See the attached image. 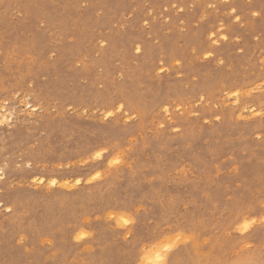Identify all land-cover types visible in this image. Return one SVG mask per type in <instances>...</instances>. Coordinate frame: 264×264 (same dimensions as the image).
Here are the masks:
<instances>
[{"label": "rangeland", "instance_id": "rangeland-1", "mask_svg": "<svg viewBox=\"0 0 264 264\" xmlns=\"http://www.w3.org/2000/svg\"><path fill=\"white\" fill-rule=\"evenodd\" d=\"M167 3L0 0V52L6 53L9 46H31L42 57L31 67L0 61V92L18 87L24 93L25 110L29 102L40 108L27 116L13 112V126L0 128V167L5 169L0 199L22 207L27 219V225L21 224L16 215L5 217L0 212V264H117L128 258L127 249L108 221V213L103 212L105 207L142 202L147 217L144 226L151 227L160 219L192 214L187 205L198 196L205 202L196 212L201 219L207 218L205 227L210 232L220 229L217 235L225 243L228 238L223 226L229 206L246 194L258 197L264 190V148L251 138L246 122L233 117L237 106L228 99L231 93L227 91L254 71L259 75L264 38L257 41L255 35H260L264 20L253 19L243 30L230 27L233 35L228 42L211 45L206 33L213 23L218 26L217 14L211 15L212 22L197 27L199 17L186 12L185 18L191 15L195 19L180 25L171 9L165 13L161 8ZM239 3L246 14L249 7L264 8V0ZM144 19L150 21L148 27ZM137 44L140 54L134 50ZM206 48L215 54L207 61L201 55ZM50 50L56 52L55 57ZM177 59L180 65H176ZM161 60L166 61L164 73L159 72ZM200 95L206 97L202 103ZM118 100L150 119L128 125L104 121L105 109L111 110ZM177 101L184 115L177 116L172 108L170 112L173 121L184 124L181 135L169 133L154 139L157 133L147 132L145 125L168 121L161 106ZM196 103L209 124L190 115ZM214 112L221 114L220 123L211 119ZM116 138H127L132 144L141 139L130 161L134 168L117 171L106 166L95 170L78 166L81 154L90 147ZM225 154L238 161L239 178L226 171L230 165L235 167L231 160L216 174V161ZM38 158L64 161L65 170L39 163ZM30 160L38 161L31 170L27 169ZM68 164L77 167L68 170ZM95 171H102L101 179L88 184L86 178ZM154 174L157 187L152 183ZM37 177L45 179V185L34 183ZM59 177L63 179L49 187L48 179ZM74 177L83 182L72 187ZM65 183L66 187L60 186ZM93 216L100 217L93 219V242L79 249L74 229L81 217ZM22 231L32 233L24 248L16 243ZM40 232L55 238L51 252L42 242L36 243Z\"/></svg>", "mask_w": 264, "mask_h": 264}, {"label": "snow or ice", "instance_id": "snow-or-ice-1", "mask_svg": "<svg viewBox=\"0 0 264 264\" xmlns=\"http://www.w3.org/2000/svg\"><path fill=\"white\" fill-rule=\"evenodd\" d=\"M161 8L165 13L171 9L176 14L177 22L180 25H184L186 20L191 23L195 16H198L199 19H195L197 27L212 22L210 20L211 15L213 13L217 14L218 26L213 23V27L206 33L208 43L211 45L228 42L230 36L233 35L229 30L230 27L243 30L253 19L264 20V8L253 9L249 7L246 14L239 0L237 2H231V0H203L201 3H197L196 0H192L191 3L188 0H168L167 6L162 4ZM186 12L189 14L195 13V16L190 15V17L185 18L184 14ZM221 13L222 16L219 15ZM171 19L172 17L169 16V21ZM142 22L145 27L150 24L148 19H144ZM253 34L255 35V33ZM255 38L257 41L264 38V28L261 29L260 35H255ZM236 39L239 40V36H236ZM134 50L137 54L142 52L139 44L135 46ZM240 51L242 52L243 49L241 48ZM193 53L195 55V49ZM201 55L207 61L214 58L215 54L212 49L206 48ZM51 56L55 57L56 52L51 51ZM41 60L42 57L36 55L31 46L27 49L22 48L20 45H17L16 48L9 46L6 53L0 52V61H3L6 65L11 63L13 67L17 62L27 63L31 67L40 63ZM164 63L166 61L161 60L160 73L167 71L163 66ZM180 63L181 61L177 59L176 65H180ZM219 63L223 65L224 60H220ZM259 64V75L254 71L241 82L232 84L227 91L231 93L228 99L237 105L233 117L246 122V126L250 129L251 138L258 141L260 147L264 148V60L260 61ZM24 84H28L27 79L24 80ZM29 88H31V85H29ZM23 95L24 93L18 87L11 89L5 87L0 92V114H2L0 116V128L13 126V112L27 116L40 111L39 107H33L30 102L27 103V109L25 110L22 103ZM205 98V96L200 95L198 101L202 103ZM39 103L40 101H37V104ZM178 104H180V101H177V104L161 106V112L167 114L168 121H156L152 127L145 125L147 132L152 133L155 131L157 133L154 139L167 136L169 133H174L176 137L181 135L184 124L178 120L173 121L170 112V108H172L177 116L182 117L184 113L181 107L177 106ZM105 112L106 115L103 116V120L109 124L116 122L117 124L128 125L130 123L136 124L142 119H150L148 116L142 117L138 111L120 100L112 104L111 110L105 109ZM190 115L201 120L204 125L210 122L209 119L200 114V103L194 104ZM211 119L216 123H220L223 118L219 112H214ZM134 135L138 136L139 134L134 133ZM140 144V138L136 139L135 144L129 143L127 138L124 140L116 138L115 140L100 141L81 154L78 166H93L94 170L96 168L105 169L106 166L107 170L115 169L117 171L124 168H134L135 166L130 161L135 152L139 150ZM261 156L264 157V152H261ZM228 160H231L232 165H235V167L230 165L226 171H232L239 178V163L233 156L228 154H225L222 160L216 161V174H220L219 167L223 166L225 161ZM38 161L39 163H45L46 166L55 164L61 171L65 170L64 161L56 162L43 158H38ZM38 161L30 160L27 163V169L31 170L34 166H38ZM16 167L19 168L20 165L17 164ZM74 167H77V165H67L68 170ZM178 168L179 165H177ZM4 173L5 169L0 168V181L5 180ZM89 176L90 178H86L87 183L92 184L93 181L101 179L102 171H95V175L89 174ZM60 179H63V177L49 178L47 183L49 187H55ZM33 182L43 186L46 180L37 177ZM82 182L81 178L74 177L72 187L78 186ZM152 183L154 187L158 186L155 184V174ZM60 186L66 187L67 184H61ZM3 191L4 189L0 188V192ZM204 202V199L198 196L196 202L187 205L192 214H177L167 220L160 219L158 224H153L151 227L144 226L147 217L144 215V209L140 207L142 202L105 207L103 212L108 213V221L117 230V234L123 238L127 249L125 255L128 258L117 262V264H264V190L261 191L258 197L246 194L244 198L238 199L229 206L223 226V234L228 238L225 243H222L220 236L217 235L220 229L217 228L215 231L210 232L205 227L207 218L201 219L200 214L196 212L198 205ZM208 204H211L210 200ZM0 212L5 217L16 215L21 224L27 225V219L24 218L26 215L25 210L19 205L13 206L12 200L0 199ZM99 218V216L81 217L80 223L74 229V239L79 249H84L85 245L93 242L94 236L91 230L93 219L98 220ZM35 231L34 228L33 232ZM17 235L16 243L21 248H24L28 241L32 239V233L27 231L18 232ZM54 239L50 233L40 232L36 243L42 242L51 252L56 247ZM84 254L87 255V252L85 251Z\"/></svg>", "mask_w": 264, "mask_h": 264}, {"label": "bare ground", "instance_id": "bare-ground-1", "mask_svg": "<svg viewBox=\"0 0 264 264\" xmlns=\"http://www.w3.org/2000/svg\"><path fill=\"white\" fill-rule=\"evenodd\" d=\"M26 106H27V103L25 104ZM233 105H235V104H233ZM235 106H237V105H235ZM0 116H2V114H0ZM1 168V167H0ZM42 179V178H41ZM106 217V216H105Z\"/></svg>", "mask_w": 264, "mask_h": 264}]
</instances>
